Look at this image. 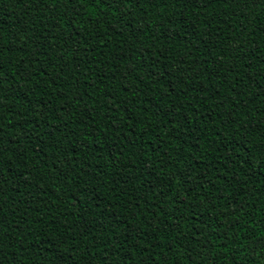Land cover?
Masks as SVG:
<instances>
[{"label":"trees","instance_id":"16d2710c","mask_svg":"<svg viewBox=\"0 0 264 264\" xmlns=\"http://www.w3.org/2000/svg\"><path fill=\"white\" fill-rule=\"evenodd\" d=\"M0 264H264V0H0Z\"/></svg>","mask_w":264,"mask_h":264}]
</instances>
